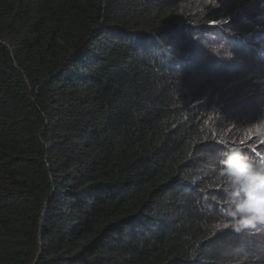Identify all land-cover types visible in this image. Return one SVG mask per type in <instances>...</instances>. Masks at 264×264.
I'll use <instances>...</instances> for the list:
<instances>
[{"label":"trees","instance_id":"trees-1","mask_svg":"<svg viewBox=\"0 0 264 264\" xmlns=\"http://www.w3.org/2000/svg\"><path fill=\"white\" fill-rule=\"evenodd\" d=\"M234 1L0 0V264L229 263L232 137L177 59Z\"/></svg>","mask_w":264,"mask_h":264},{"label":"clouds","instance_id":"clouds-1","mask_svg":"<svg viewBox=\"0 0 264 264\" xmlns=\"http://www.w3.org/2000/svg\"><path fill=\"white\" fill-rule=\"evenodd\" d=\"M234 2L239 5L234 4L235 8L236 6L238 8L234 11L233 22L218 29L217 32L204 33L205 39L198 48L201 55L195 59L179 57L177 60H180L179 64L183 69L191 71L194 78L199 80V87L193 90L199 98V103L217 108L216 117L220 123L222 119L220 127L223 128L222 131H226L224 135L232 137L229 150L221 153L215 173V182L223 189L225 200L218 201L221 205L209 209V213L213 215L221 218L227 216L223 227L236 231L234 235H241L239 240L232 236L231 242L232 239L234 242L227 247L226 256L230 258L229 262L264 264V239L252 231L254 228L264 227V141L257 140V135L264 136V119L254 125L248 124L250 127L247 131V123L240 122V132L236 131L234 127L238 121L233 117L234 107L230 106V109L227 107L233 103L231 95L242 97L245 87L222 86L220 90L224 92L225 100L218 98L219 100L214 102L206 94L208 86H205L213 77L221 79L220 75L226 78L225 74L239 72L238 68L243 65L237 60L228 63L227 67L230 69L221 61L218 63L220 66H214V61L208 53L218 46L221 47L222 43L238 56L253 55L256 60L264 63V11H262L264 1L248 0L254 3L245 13L248 18H244V12L240 8L242 0ZM203 77L209 80H204ZM201 84L204 91L199 92ZM232 128L233 132L230 130ZM253 131L257 135L254 136ZM223 144L219 142L218 145ZM250 255H254L255 258L251 260Z\"/></svg>","mask_w":264,"mask_h":264},{"label":"rangeland","instance_id":"rangeland-1","mask_svg":"<svg viewBox=\"0 0 264 264\" xmlns=\"http://www.w3.org/2000/svg\"><path fill=\"white\" fill-rule=\"evenodd\" d=\"M242 2V6L240 8L244 12V18H248L246 17L245 13H247L248 10L253 7L254 3L248 2V0H242ZM228 4L237 5L238 3L231 2ZM244 6L246 7L243 8ZM262 11H264V8H262ZM220 45L223 48L218 46L208 53V56L214 61V66H220L218 63L221 61L225 63L227 69H230L227 67L228 63L236 62L237 60L242 62L243 65L238 68L240 69L239 72L225 74L224 76H226V78L220 75L221 79L213 77L210 81L207 77H203L204 80H209V83H205V86H208L206 94L211 97L214 102L219 99L225 100V94L220 90V87L229 86L230 88H233L236 86L237 88H240L241 86H244V95L242 97H237L236 95L232 94L231 101L235 102L236 104L239 102L237 104V109L234 111V115L232 114L233 117L238 121V124L236 127H234V129L240 132V122H244L247 123V131L250 127L248 124L254 125L257 121L264 119V63L256 60L253 55L238 56L227 46H224L223 43ZM216 76H218V74H216ZM202 86L203 84L200 85V88ZM227 108L230 109L231 107L228 106ZM234 129H230L231 132H233ZM252 133L254 136L257 135L254 131ZM257 140L264 141V136L257 135ZM252 231L264 239V227L254 228ZM229 264L244 263L231 261Z\"/></svg>","mask_w":264,"mask_h":264},{"label":"snow or ice","instance_id":"snow-or-ice-1","mask_svg":"<svg viewBox=\"0 0 264 264\" xmlns=\"http://www.w3.org/2000/svg\"><path fill=\"white\" fill-rule=\"evenodd\" d=\"M213 23H215V22L213 21Z\"/></svg>","mask_w":264,"mask_h":264}]
</instances>
